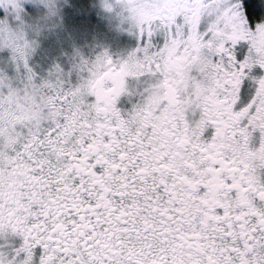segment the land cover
<instances>
[{"label": "snow or ice", "instance_id": "snow-or-ice-1", "mask_svg": "<svg viewBox=\"0 0 264 264\" xmlns=\"http://www.w3.org/2000/svg\"><path fill=\"white\" fill-rule=\"evenodd\" d=\"M84 3L134 49L37 82L0 0V264H264V0Z\"/></svg>", "mask_w": 264, "mask_h": 264}, {"label": "rangeland", "instance_id": "rangeland-1", "mask_svg": "<svg viewBox=\"0 0 264 264\" xmlns=\"http://www.w3.org/2000/svg\"><path fill=\"white\" fill-rule=\"evenodd\" d=\"M57 8L54 16L42 14L20 26L25 39L33 45L28 64L37 82L47 78L49 71L58 66L66 82L74 83V65L81 59L91 62L102 52L118 54L127 40V44L131 43V36L126 30L118 29L116 19L85 5L84 0H67V3L57 0ZM12 31L19 35L17 29ZM7 39V36L0 37V42ZM10 55L7 49L0 50V73L6 75L13 86L19 87L24 70L21 67L17 71Z\"/></svg>", "mask_w": 264, "mask_h": 264}, {"label": "flooded vegetation", "instance_id": "flooded-vegetation-1", "mask_svg": "<svg viewBox=\"0 0 264 264\" xmlns=\"http://www.w3.org/2000/svg\"><path fill=\"white\" fill-rule=\"evenodd\" d=\"M127 41H126V44H124L123 49L119 50L121 52H119L118 54L109 55L114 61L125 59L127 57L128 53L131 52L134 49L135 42H134L133 38L132 37L130 38V42L133 43V44H131V43L127 44ZM128 43H129V41H128ZM127 47L129 48L128 50L126 49ZM133 86H134V82H129V87L131 88ZM127 100H128L127 97H122L121 98V107H124L126 105Z\"/></svg>", "mask_w": 264, "mask_h": 264}]
</instances>
